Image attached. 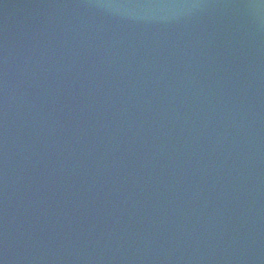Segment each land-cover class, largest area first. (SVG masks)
<instances>
[{"label": "water", "instance_id": "95a60500", "mask_svg": "<svg viewBox=\"0 0 264 264\" xmlns=\"http://www.w3.org/2000/svg\"><path fill=\"white\" fill-rule=\"evenodd\" d=\"M0 264H264V0H0Z\"/></svg>", "mask_w": 264, "mask_h": 264}]
</instances>
